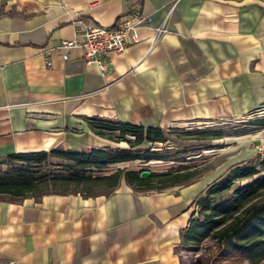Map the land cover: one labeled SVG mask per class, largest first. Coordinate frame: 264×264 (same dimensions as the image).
I'll return each instance as SVG.
<instances>
[{
	"label": "crops",
	"instance_id": "0c3cea01",
	"mask_svg": "<svg viewBox=\"0 0 264 264\" xmlns=\"http://www.w3.org/2000/svg\"><path fill=\"white\" fill-rule=\"evenodd\" d=\"M139 11L149 29L108 71L44 50ZM264 112V0H0V161L106 147L91 119L175 128ZM264 114V113H263ZM199 182L161 191L122 182L107 196L0 199V264H181Z\"/></svg>",
	"mask_w": 264,
	"mask_h": 264
},
{
	"label": "trees",
	"instance_id": "16d2710c",
	"mask_svg": "<svg viewBox=\"0 0 264 264\" xmlns=\"http://www.w3.org/2000/svg\"><path fill=\"white\" fill-rule=\"evenodd\" d=\"M256 119L258 120H255L253 125L263 127L264 119ZM91 121L90 127L99 137L107 138V134L117 132L118 136H115L117 138L133 137L135 145L143 143L152 146L163 145L168 141L166 133L170 131V128L163 131L159 127H143L142 125L111 122L98 118H93ZM221 138V134L213 133L211 137L197 139ZM149 150L138 159L147 162L165 160L164 154L166 153L159 154L156 150ZM51 157H58L65 161L60 171H46L45 168ZM133 159L102 149L82 152L51 151L49 153L12 154L5 159L7 170L0 173V196H9L14 199L27 198L29 194L41 193L43 188L47 189V180L62 186L100 180L108 182V185L113 189L118 184V175L96 178L91 175V172H101L110 165ZM183 159L177 158L173 161L181 162ZM257 168L263 172V176L254 178ZM124 180L132 188L136 186L144 191L152 190L153 187V176L151 175L141 178L138 172H126ZM237 181H240L239 185L232 189ZM242 181L246 182L242 184ZM210 195L214 198L207 199L203 208L207 212L206 215L202 218L199 215L195 216L189 225L181 231L183 241L197 245L208 237L227 239L232 246L241 248L251 261L264 258V201L251 205L252 201L264 196V158L249 161L241 168L237 167L225 180L215 186ZM216 195L218 199H216ZM242 211L246 215L241 217L239 214Z\"/></svg>",
	"mask_w": 264,
	"mask_h": 264
},
{
	"label": "rangeland",
	"instance_id": "374dc122",
	"mask_svg": "<svg viewBox=\"0 0 264 264\" xmlns=\"http://www.w3.org/2000/svg\"><path fill=\"white\" fill-rule=\"evenodd\" d=\"M263 113L257 112L255 115L224 123L169 129L170 131L166 133L168 141L163 145L152 146L148 143L135 145L133 144L135 139L131 136L117 138L115 137L118 136L117 132L107 134L108 137L104 139L108 142L102 150L134 159L110 165L106 168V171L91 172V175L96 178L98 176L118 175V184H120L125 182L124 174L126 172H148V176H153L152 190L154 191L199 182L204 190L196 196L193 203L197 211L196 216L199 215L202 218L207 213L203 209L207 199L214 198L213 194L210 195V192L214 191L215 186L225 180L237 167L241 168L249 161H255L258 158L263 159L258 150L264 147V126L253 125V122L258 120L256 118L264 119ZM213 133L221 134L222 138L197 139L199 137H211ZM147 150H156L159 154L166 153L164 154L166 156L165 160L147 162L138 159L143 157ZM175 152L179 153L175 155ZM177 158L184 159L181 162H174L173 160H177ZM64 163L65 161L61 158L51 157L45 169L47 172H57L62 169ZM6 170V160L0 161V173ZM256 172L254 178L263 176V172L258 168ZM245 182L242 181L241 183ZM239 183L240 181H237L232 189ZM47 186V189L43 188L41 193L29 194L27 198L39 199L52 194H80L86 197H101L109 195L116 188L112 189L108 182L100 180H92L78 185L69 184L68 186L56 185L47 180ZM134 188L135 190L144 191L136 186ZM0 199L21 200L9 196H0ZM263 201L264 196H260L252 201L251 205L260 204ZM239 215L242 217L246 214L242 211ZM228 241L227 239L220 240L214 237H208L197 245L185 241L179 248L180 263L264 264V258L251 261L245 256L241 248L232 246Z\"/></svg>",
	"mask_w": 264,
	"mask_h": 264
},
{
	"label": "built area",
	"instance_id": "2783aa9c",
	"mask_svg": "<svg viewBox=\"0 0 264 264\" xmlns=\"http://www.w3.org/2000/svg\"><path fill=\"white\" fill-rule=\"evenodd\" d=\"M141 29H149L154 33L153 42L168 33L165 24L154 25L150 16L139 11L128 12L116 20L111 27L87 24L82 34L76 35L70 40H63L53 49L44 50V61L46 67H51L50 54L57 51L62 60H69L72 50H80L83 53L85 64L94 65L100 74L108 71L106 60L109 54H123L129 45L138 43V32ZM261 158H264V147L258 150ZM107 169L103 170L106 171Z\"/></svg>",
	"mask_w": 264,
	"mask_h": 264
},
{
	"label": "water",
	"instance_id": "95a60500",
	"mask_svg": "<svg viewBox=\"0 0 264 264\" xmlns=\"http://www.w3.org/2000/svg\"><path fill=\"white\" fill-rule=\"evenodd\" d=\"M148 175H149L148 172H141V173H140V177H141V178L148 177Z\"/></svg>",
	"mask_w": 264,
	"mask_h": 264
}]
</instances>
